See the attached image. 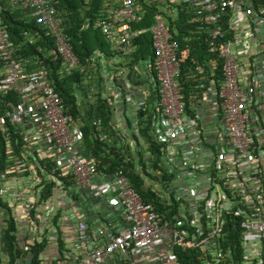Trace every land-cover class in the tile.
Here are the masks:
<instances>
[{
  "label": "built area",
  "instance_id": "2783aa9c",
  "mask_svg": "<svg viewBox=\"0 0 264 264\" xmlns=\"http://www.w3.org/2000/svg\"><path fill=\"white\" fill-rule=\"evenodd\" d=\"M143 1L103 0L92 25L110 44L112 59L93 49L86 66L98 61L116 76L123 75L119 61L131 58L138 47L136 38L148 33L151 56L137 59L131 68L147 72L156 90L149 131L159 146V163L177 183L168 192L163 180L164 187L155 195L167 205L174 201V212H159L145 202L121 169L107 180H94V163L77 148L82 131L50 85L47 69L36 56L16 55L1 16L0 94L11 92L16 99L0 115V132L8 119L20 127L26 144L43 145V154H58L76 185L105 197L120 211V225L91 231L104 238L99 246L89 241L85 225L78 224L74 264H103L113 254L145 257L146 264H189L177 261L174 247L199 249L203 264H230L232 255L218 241L227 227L239 230L242 264H264V0H147L149 7L163 5L150 15L149 25L140 26L147 23ZM4 5L8 10H27L28 18L44 29L60 58L61 72L85 70L47 0H5ZM182 10L192 24L189 32L202 36L208 54L204 64L194 61L184 79L188 101L179 81L176 32L163 19L177 18ZM20 34L27 42L34 41L26 31ZM121 96L117 93L116 98ZM146 99L141 93L128 100L134 115ZM131 129L137 132L136 122ZM27 167L17 158L0 179L9 175L15 180ZM4 192L0 187V194Z\"/></svg>",
  "mask_w": 264,
  "mask_h": 264
},
{
  "label": "crops",
  "instance_id": "0c3cea01",
  "mask_svg": "<svg viewBox=\"0 0 264 264\" xmlns=\"http://www.w3.org/2000/svg\"><path fill=\"white\" fill-rule=\"evenodd\" d=\"M118 64L125 68L121 76H116L107 66L88 67V74L82 78L83 84L89 85L85 89L86 97L90 101L93 94L97 93L109 102L112 108L111 129L118 135H107V132L100 130V138L107 143L112 142L115 151L124 154V161L129 164L130 170L140 175L143 188L159 192L164 187L160 184L163 181L159 180L160 174L155 172L157 170L151 167L153 157L149 153L147 141L131 129L133 122L137 121L133 108L128 103L141 93L145 94L147 99L144 108L150 116V109L154 108L148 103L153 93L148 86L151 84L150 76L138 68L132 71L127 66L126 58ZM96 69L100 77L96 83L98 88L92 82L93 71ZM117 93H121V98H116ZM94 121L98 123L96 119H92L91 125H94ZM126 121H129V125ZM73 122L78 125L77 121ZM77 148L80 155L94 163L97 171L94 180L110 178L114 170H107V165L98 168L97 158L86 154L81 143ZM43 150V145L28 144L22 157H10L8 166L0 172L1 175L9 170L11 162L17 158L28 164L27 171L15 180L11 181L9 175L4 180L0 179V187L5 188V192L0 194V264H5L8 260L1 248L3 232L9 218L13 220L15 243L23 251L15 264H27V251L35 242L42 245L38 255L40 264H74L75 251L72 245L79 223L85 225L86 233L90 234L89 241L97 246L102 245L105 240L101 235H91L92 230L103 225L121 224L118 209L109 206L105 197H96L86 187L76 185L74 176L66 169L60 156L49 152L43 154ZM160 168L163 172L166 171L163 164H160ZM103 264H146V259L140 256L122 258L113 254Z\"/></svg>",
  "mask_w": 264,
  "mask_h": 264
},
{
  "label": "trees",
  "instance_id": "16d2710c",
  "mask_svg": "<svg viewBox=\"0 0 264 264\" xmlns=\"http://www.w3.org/2000/svg\"><path fill=\"white\" fill-rule=\"evenodd\" d=\"M47 1L55 8L59 15L61 19V29L68 37L72 52L76 56L78 63L85 65L86 70L80 72L74 69L68 74L63 71L61 72L60 58L53 51L52 39L44 35V29L34 24L33 20L28 18L26 14L27 10H8L4 5L5 0H0V16L7 27L10 40L14 44L16 55L36 56L39 61L38 63L43 64L47 69V77L50 85L58 93L66 111L71 115L73 121H77L82 131V140L80 143L83 147V151L97 158L96 166L98 168L101 169V167L107 165V170L121 169L122 172L127 175L132 187L139 193L145 202L151 203L155 210L159 212H174L176 203L173 201L171 205H167L166 203L159 202L156 198L155 191L142 187L140 175L130 170L131 167L129 164L124 161V154L115 151L112 142L107 143V141L101 139L99 136L100 130L107 132V135L108 133L111 136L118 135L114 129H111L112 108L109 102L100 97L97 93L93 94L92 100H87V90L85 89H88L87 87H89V85H84L82 82V78L88 70L86 66L88 63L86 60L92 50L87 47L86 40L88 37H95L96 32H98L93 28L92 24L95 17L100 12V6L103 0ZM153 8L155 7H150L151 10ZM186 14L185 10L180 11L177 18H174L175 20L171 24L168 23V25L171 32H176L175 39L178 43L177 56L180 65L179 81L185 88L182 93L187 100V84L184 79L190 74L189 71L193 70L194 61H199V63L204 64L205 60L208 58V54L205 51L202 36L189 32L190 28H192V24L187 22ZM23 30L34 38L33 42L29 43L21 36L20 33ZM136 41L138 47L132 57L127 60L128 68H131L137 59H145L151 56V50H147V46H149L148 33L141 34L136 38ZM99 49L104 50L102 46H99ZM94 66H98V61L95 62ZM95 71V75H92V82L96 86L95 88H98L99 85L96 83H98L97 81L100 80V77L98 70L96 69ZM189 82L192 83L193 81L189 79ZM149 84L148 86L150 88L151 84ZM153 89L151 88L153 93L148 102L151 107L156 104V90ZM15 99V95L11 92L0 94V115L14 103ZM186 104L188 105V103ZM186 109L188 112H191L188 106H186ZM92 119H96L98 123L96 125H91L90 122ZM136 121L137 132L135 133L140 138H144L147 141L149 153L153 157L151 160V167L153 170L161 171L159 180L163 181L167 178V175L161 170L159 165V146L152 139L149 131V114H147L145 108H139L136 111ZM126 123L129 125V121H126ZM4 128V133L0 132V172L8 166V159H10V157H22L21 155H23L24 149L28 145L23 140L24 135L20 127L12 125L8 119H5ZM133 138L134 140L136 139L135 137ZM140 168L142 167L140 166ZM13 231V220L9 218L2 236L1 250L8 256V260L5 264H15L16 259L23 253L15 243ZM238 231L237 227H227L221 240L218 239L222 250H229L230 257L232 255L229 259L230 264H242V258L239 252L240 248L237 247ZM41 246L40 242L32 243V245L29 246L27 251V253H29L27 264H40L38 255ZM171 252L179 263L203 264L199 249H182L180 247H174Z\"/></svg>",
  "mask_w": 264,
  "mask_h": 264
},
{
  "label": "rangeland",
  "instance_id": "374dc122",
  "mask_svg": "<svg viewBox=\"0 0 264 264\" xmlns=\"http://www.w3.org/2000/svg\"><path fill=\"white\" fill-rule=\"evenodd\" d=\"M142 6L144 8H146L147 10V13L145 14L146 18H147V23L145 22H140L139 25L140 26H145V25H149L150 24V15L154 12V11H158L160 9V7L163 5V4H155L154 7L152 10L150 9L149 5H148V1L147 0H144L142 3ZM163 19L165 20V22H168V23H172L175 19L171 16H167V15H163ZM93 35V33H92ZM87 47L89 49H99V46H102V49H104V53H103V56L104 58L107 60L109 59H112L111 58V51H110V44L106 42V40L103 38V36L99 33V32H96V36L95 37H88L87 38ZM101 50V49H99ZM147 50L149 51L150 50V47L147 46ZM147 56V54H146ZM99 65V64H98ZM96 71L93 72V76L95 75ZM166 172V171H165ZM167 175H169L167 173ZM170 176V175H169ZM167 176V178L165 179V190L168 191V192H173L174 190V184L177 183V181L175 180V176L174 175H171L170 177Z\"/></svg>",
  "mask_w": 264,
  "mask_h": 264
},
{
  "label": "clouds",
  "instance_id": "9594fccd",
  "mask_svg": "<svg viewBox=\"0 0 264 264\" xmlns=\"http://www.w3.org/2000/svg\"><path fill=\"white\" fill-rule=\"evenodd\" d=\"M101 51H103V50H101ZM111 56V55H110ZM108 60V59H107Z\"/></svg>",
  "mask_w": 264,
  "mask_h": 264
},
{
  "label": "water",
  "instance_id": "95a60500",
  "mask_svg": "<svg viewBox=\"0 0 264 264\" xmlns=\"http://www.w3.org/2000/svg\"><path fill=\"white\" fill-rule=\"evenodd\" d=\"M16 264H18V263H16Z\"/></svg>",
  "mask_w": 264,
  "mask_h": 264
}]
</instances>
